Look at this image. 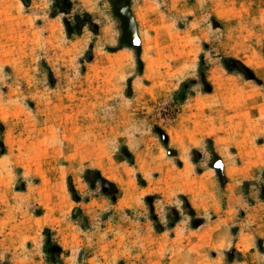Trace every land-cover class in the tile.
Wrapping results in <instances>:
<instances>
[{"label": "rangeland", "instance_id": "rangeland-1", "mask_svg": "<svg viewBox=\"0 0 264 264\" xmlns=\"http://www.w3.org/2000/svg\"><path fill=\"white\" fill-rule=\"evenodd\" d=\"M114 4L0 0V264H264V0Z\"/></svg>", "mask_w": 264, "mask_h": 264}, {"label": "water", "instance_id": "water-1", "mask_svg": "<svg viewBox=\"0 0 264 264\" xmlns=\"http://www.w3.org/2000/svg\"><path fill=\"white\" fill-rule=\"evenodd\" d=\"M114 1L115 3L122 4L121 6H117L115 4L113 5L114 15L119 20L121 28L119 42L122 45H127L130 48H134L137 53L140 54V43H137V41H139L137 35V25L130 11V0ZM211 167L217 171L219 177L223 175V165L221 159L217 157Z\"/></svg>", "mask_w": 264, "mask_h": 264}, {"label": "snow or ice", "instance_id": "snow-or-ice-1", "mask_svg": "<svg viewBox=\"0 0 264 264\" xmlns=\"http://www.w3.org/2000/svg\"><path fill=\"white\" fill-rule=\"evenodd\" d=\"M137 43H139V41H137Z\"/></svg>", "mask_w": 264, "mask_h": 264}]
</instances>
